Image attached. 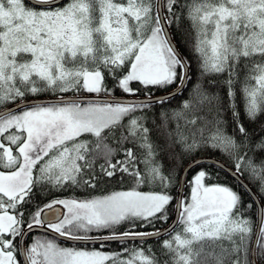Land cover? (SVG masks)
Listing matches in <instances>:
<instances>
[{
	"label": "snow or ice",
	"instance_id": "obj_1",
	"mask_svg": "<svg viewBox=\"0 0 264 264\" xmlns=\"http://www.w3.org/2000/svg\"><path fill=\"white\" fill-rule=\"evenodd\" d=\"M184 19L194 32L191 52L199 77L226 76L227 106L211 90L214 80L205 87L198 79L179 108H164L192 81L191 62L174 39ZM241 61L246 81L256 84L241 88L243 115L254 123L264 113V0H0V264H159L151 246L105 253L39 237L27 243L25 237L46 227L71 241L144 242L161 233L137 227L168 221L174 200L173 225L181 230L165 229L169 239L161 248L170 259L164 264L264 262V204L253 221L245 212L255 201L245 205L231 187L207 183L208 168L187 180L184 173L211 157L193 159L187 168L176 164L177 156L182 162L202 149L219 150L234 162V178L249 174L264 196V156L259 163L255 156L264 154V136L256 139L245 127L235 103ZM174 84L166 96L152 92ZM117 90L124 96L116 97ZM70 91L75 94L63 95ZM48 92L62 95L28 100ZM117 177L118 183L128 178L131 186L53 198L30 211L39 190H94ZM182 181L189 196L179 192ZM124 224L128 230L117 232ZM128 253L129 259H121Z\"/></svg>",
	"mask_w": 264,
	"mask_h": 264
},
{
	"label": "trees",
	"instance_id": "obj_2",
	"mask_svg": "<svg viewBox=\"0 0 264 264\" xmlns=\"http://www.w3.org/2000/svg\"><path fill=\"white\" fill-rule=\"evenodd\" d=\"M67 1L68 0H66L65 3ZM164 11L166 13V9H164ZM174 39H175L176 45H177L178 49L181 51L182 55H184L191 62L190 75L192 77V81L190 83H188V85H187L182 96L175 97V99H173L170 103H166L164 105V108L169 109V110L174 109V108H179L180 102L182 100L188 98L189 91L192 89L193 84L196 83L198 79H201V81L205 85V87H207L209 80H214L216 82V86L214 88H212L211 90L213 92H218L219 95L223 98L224 105L227 106V104H228L227 86L223 84V81H224V79H226V76H215V77H207V78H200L199 77V73L197 70L196 57L191 52V45H192L193 39H194V32L191 28L190 21H188L187 19H184L182 21L179 30L174 33ZM244 63H245L244 61H241L242 70L239 72L238 79L236 80V82L234 84L235 103H236L238 109L240 110L241 120L244 123L245 127L251 133L255 134L256 139H259L260 136H264V131L261 130L262 127H264V113H261L259 118L254 123L249 122L243 115V109H244L245 101H244L243 93L241 92V88L246 83L251 88L256 87L255 80H247L246 81L245 77L249 73L247 72V70L243 69ZM248 63H249V66H251L253 61H248ZM251 74L255 75L256 73H251ZM107 83H108V86L111 87L112 81L108 80ZM133 86L135 87L137 85L134 83ZM174 86H176V85L174 84V85H172L166 89H162V90L152 89V92H153V94L160 93L162 91L173 88ZM57 94H61V93L48 92V93H45V94L40 95V96H46V95L51 96V95H57ZM64 94H75V93L70 91V92L64 93ZM115 94L116 95H124L119 90H117L115 92ZM140 95H145V93L143 91H141ZM30 97H32V96H29L28 98H30ZM6 105H9V104H6ZM6 105H4V106H6ZM160 111H161V109L157 106L155 109L157 123H159L158 114ZM151 118L152 117H150V119ZM209 119H211V117H209ZM226 120H227V132L229 134H231L233 132L234 125H233L232 120H231V113L230 112L227 113ZM125 123H126V121H125ZM180 123L183 124V121H181ZM200 126L201 125L198 124L196 127L198 128ZM169 128L170 129L175 128V121L170 120ZM185 131L187 132V131H189V129H185ZM211 131H212V126L209 125L205 129L204 135L208 136ZM152 136H153V139L156 140L158 138V133L156 131H153ZM84 138L90 139V137H88V136H85ZM126 146L131 147V145H126ZM241 155H243V153H241ZM248 155L252 156L254 154L252 152H249ZM200 156H213L215 158H218L220 161L224 162L226 165H228L229 167L234 169V167H233L234 162L231 159H229L226 154H222L219 150H215V149H209V150H203L202 149V150L198 151L195 154V156L184 157L182 162L180 160V157L177 156L176 164L179 168H183L190 160H192L196 157H200ZM255 156H256V162L259 163L260 159L262 158V156H264V154L257 153V154H255ZM165 165L171 166L167 159L165 160ZM209 165H212V167H209ZM141 167H143V166H141ZM201 167L208 168V170L212 174V179L208 180L207 183H209V184L219 183V184L227 185V186L231 187L234 191L240 193V195L243 198L245 205H247L253 201L251 199L250 195L248 194V192L239 183H237L229 174H227L221 168H219L218 166L211 164V163H201L200 167H193L187 173V180H191L192 177L196 174V172H198L200 170ZM242 177L245 181H247L250 184V186L254 189V191L259 196L261 203L264 204V196H261V194H260L258 181H254L249 176V174H247V173H244L242 175ZM119 179L120 178L117 177L116 180L106 181L105 183L100 184L94 190H86L83 188H79V189H75V190L67 189L63 192H57L55 195H48L46 190H39L38 194L35 196L34 200L32 201L31 205L29 206L30 211H35L37 206L42 207L44 204L48 203L50 200H52L53 198H57V197L75 196L78 198H85L87 196H99V195L108 194L112 191L127 190L131 186V181L128 178H125L122 183L117 182ZM139 190L148 192V191H152L154 189L147 187V186H141V188ZM155 190H158V189H155ZM170 191H171V194L175 197L177 189L175 187H173L170 189ZM189 195H190V188L187 187V181H185L183 196L186 197ZM174 204H175V200L173 201L172 206L169 208V214H170L169 220L171 219L172 214H173ZM245 215L250 217L253 221L256 220V206H255V204L253 205L252 208L248 209L245 212ZM26 219H27V217H26ZM168 221L154 223L153 226L145 225L143 228L137 227L136 230H139V229H145V230H149V231L155 230V229H158V228L164 226L165 224H167ZM128 228H129V225L124 224V225L117 228V232H124V231L128 230ZM174 229H175V231L181 230L178 225H176V227ZM93 233H95V232H93ZM102 233L108 234V232H102ZM35 237L46 238L49 240H55V242L60 246L69 245V246H72L73 248H81V247H83V248H98L105 253H117V252H121L124 248L131 249L133 247H136V248L142 247L143 249L147 250L149 248V246H151L152 253L155 254L156 258L159 261V264H164V262L166 260L170 259L169 256L164 254V250L161 248V244H162L163 240L169 239V237L167 235L157 237V238L147 239L144 242H142L140 240H136V241H128V242L111 241V242L93 243V244L67 243V242L60 241V240H58V239H56L50 235L44 234L42 232H35ZM27 238H28V235L26 237V240H27ZM211 250H212V248L210 246H206V251H211ZM217 251H218V249H217ZM146 254H149V253L146 252ZM130 256H131V254L128 253V254H125L124 256H122L121 259H129ZM18 259H21V257H18ZM256 260H257L258 264H264V262L260 261L259 258H257ZM107 264H111V262H107ZM137 264H138V262H137ZM209 264H214V262L210 260Z\"/></svg>",
	"mask_w": 264,
	"mask_h": 264
},
{
	"label": "water",
	"instance_id": "obj_3",
	"mask_svg": "<svg viewBox=\"0 0 264 264\" xmlns=\"http://www.w3.org/2000/svg\"><path fill=\"white\" fill-rule=\"evenodd\" d=\"M66 1V0H64ZM177 46V45H176ZM182 54V53H181ZM175 88L176 86H174L173 88H170L168 90H165V91H162L160 93H155L154 95L157 96V97H163V96H166L167 93H171V92H174L175 91ZM59 95H62V94H57V95H46V96H37V97H30L28 98V100H43V101H48V100H54L57 96ZM65 96H72L74 94H63ZM81 95H86V94H81ZM124 95H116V97H123ZM144 95H140V97H143ZM17 103H19V101H17ZM14 107L13 105L9 104V105H6L4 106V108H12ZM0 110H3L2 108H0ZM202 157H211L212 159H208V160H201V163H211V164H214L216 166H218L219 168L222 169L223 167V171H225L227 174H229L237 183H239L241 186H243V188L248 192V194L250 195L251 199L253 201H255V206H256V217H257V214H258V209L260 207V205L262 204L261 201H260V198L259 196L257 195V193L254 191V189L250 186V184L245 181L243 179L242 176L240 177H235V172H234V169L229 167L228 165H226L224 162L220 161L218 158H215L213 156H200V157H196L194 159H201ZM193 160V159H192ZM192 160H190L183 168H187L189 165L192 164ZM219 160L221 163L220 165H217L216 164V161ZM195 167V166H193ZM191 167V169L193 168ZM229 169H233L232 172H229L228 170ZM189 171H187L186 173H184V175L187 176V173ZM184 185H185V181H182L181 184L179 185V192L182 194L183 196V190H184ZM176 196H177V191H176ZM176 203V202H175ZM174 208H175V204H174ZM61 209L62 211H65V209L62 208L61 206ZM175 219V213H174V209H173V214H172V217L171 219L167 222V224H165L164 226L158 228V229H155V230H159L161 235L158 236V237H161V236H164V231L165 229H173L176 227V225H173V220ZM151 231H154V230H151ZM149 231V232H151ZM31 232H42L44 234H47V235H50L60 241H63V242H67V243H74V244H93V243H103V241H88V242H79V241H71V240H67L63 237H60L58 234L56 233H53L51 232L50 230H48L46 227H35L33 229L30 230V233ZM28 235V234H27ZM26 235V236H27ZM26 238V237H25ZM153 238H157V237H153ZM149 239H152V238H149ZM107 242H111V241H107ZM25 245H22V248L24 247ZM21 260H23V257H21ZM255 264H258L257 260L255 261Z\"/></svg>",
	"mask_w": 264,
	"mask_h": 264
},
{
	"label": "rangeland",
	"instance_id": "obj_4",
	"mask_svg": "<svg viewBox=\"0 0 264 264\" xmlns=\"http://www.w3.org/2000/svg\"><path fill=\"white\" fill-rule=\"evenodd\" d=\"M68 2V1H67ZM66 2V3H67ZM118 2H121V0H118ZM81 94H84V93H81ZM115 96H116V94H115ZM144 192H146V191H144ZM57 198H64V197H57ZM66 211V210H65ZM137 231H149V230H145V229H139V230H137ZM89 235H92V236H96V235H99V236H103V235H107L106 233H90ZM60 246V245H59ZM60 247H67V248H73L72 246H69V245H62V246H60ZM75 249H78V250H88V251H92V250H100V249H98V248H83V247H81V248H75ZM100 251H102V250H100Z\"/></svg>",
	"mask_w": 264,
	"mask_h": 264
},
{
	"label": "flooded vegetation",
	"instance_id": "obj_5",
	"mask_svg": "<svg viewBox=\"0 0 264 264\" xmlns=\"http://www.w3.org/2000/svg\"><path fill=\"white\" fill-rule=\"evenodd\" d=\"M33 237H35V233L34 232H31L29 235H28V238L26 240L27 243H31L32 240H33ZM26 246V245H25Z\"/></svg>",
	"mask_w": 264,
	"mask_h": 264
}]
</instances>
